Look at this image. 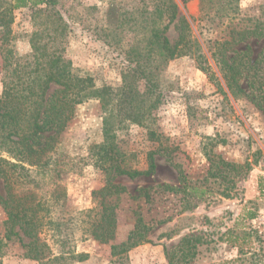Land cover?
I'll return each mask as SVG.
<instances>
[{
	"label": "rangeland",
	"instance_id": "374dc122",
	"mask_svg": "<svg viewBox=\"0 0 264 264\" xmlns=\"http://www.w3.org/2000/svg\"><path fill=\"white\" fill-rule=\"evenodd\" d=\"M53 1L69 26L60 46L73 67L95 75L99 83L120 87L127 63L123 52L141 37L134 29L136 25L129 26L136 22L134 17L142 2ZM174 2L178 16L190 21L191 32L207 59L204 61L211 65L210 73L193 55L169 60L157 72L155 93L146 98L148 104L156 102L150 116L142 123L127 117L115 128L113 142L124 162L132 168L146 169L147 153L154 151L156 170L135 178L113 176V182L125 186L127 192L112 199L117 204L120 225L111 243L126 239L134 219L141 214L151 227L150 242L129 251L131 264H169V254L189 235L201 238L194 264H264V59L255 73L254 89L249 87L246 71L240 84L247 95L233 94L208 46L211 38L225 31L227 21L202 19L200 0ZM5 4L0 0V7ZM239 6L241 18L264 16V0H239ZM117 10L127 12L133 21L119 19ZM31 12V8L14 10L10 39L4 45L0 39V93L5 71L2 49L8 46L23 56L31 51L30 37L36 28ZM117 18L123 26L115 30ZM2 34L0 26V38ZM167 35L172 43L178 40L175 23ZM247 46L251 47L250 58L255 60L264 48V37H248L235 49L245 50ZM105 114L100 100L79 104L56 148L60 183L66 187L67 200L53 213L60 225H55L53 236L49 234V243L56 253L73 249L87 254L74 264H112L111 243H99L85 232L100 210L93 190L102 187L107 178L95 164L99 146L105 141ZM212 152L238 164L249 162L250 168H229L225 180L221 176L217 179L208 173V154ZM180 171L189 184L206 193L199 197L196 193L163 190L164 185L182 186ZM140 188H148L149 197ZM224 188L228 195L222 194ZM0 193L6 195L3 180ZM6 218L0 205V238L5 234ZM10 246L11 242L3 264H39L25 257L19 244Z\"/></svg>",
	"mask_w": 264,
	"mask_h": 264
},
{
	"label": "trees",
	"instance_id": "16d2710c",
	"mask_svg": "<svg viewBox=\"0 0 264 264\" xmlns=\"http://www.w3.org/2000/svg\"><path fill=\"white\" fill-rule=\"evenodd\" d=\"M5 1L0 7L1 45L10 39L16 9L31 8L36 28L30 37L28 54L17 55L8 46L2 49L5 71L0 93V180L4 182L6 195L0 193V205L7 218L5 234L0 238V264H3L2 258L10 242L11 246L19 244L24 256L39 264H74L75 260L85 259L87 254L76 253L73 249L54 252L49 234L53 236L55 225H60L53 213L67 200L66 187L60 183L56 148L60 134L74 119L76 107L97 99L105 108V141L99 146L95 164L107 178L102 187L93 190L100 210L95 212L85 232L99 243L107 244L115 240L120 225L117 204L112 199L127 192L125 186L113 182V176L135 178L156 170L154 151L147 153L146 169L132 168L124 162L113 142L115 128L127 117L142 123L150 116L156 102L148 104L146 98L155 93L157 72L169 60L193 55L209 73L211 65L204 61L207 59L191 32L190 21L178 16L174 0H140L138 16L134 17L136 22L129 27L136 25L134 29L141 37L123 52L127 63L122 69L123 83L118 88L99 83L95 75L74 68L64 55L60 44L69 26L53 0ZM200 5L202 19L227 21L225 31L208 41L209 50L231 92L247 95L240 79L249 71L248 84L254 89V77L259 62L264 59V48L252 60L250 46L240 51L235 46L248 37H264V16L254 20L241 18L239 0H200ZM115 14L119 19L123 17L122 21H133L126 16L127 12L117 10ZM118 18L114 22L115 30L123 26V23L118 24ZM173 23L179 30V38L172 43L167 31ZM208 158V173L217 179L221 176L225 180L229 168L236 171L250 168L249 162L227 161L214 152L209 153ZM213 167L216 169L212 170ZM180 181V187L164 185L162 189L188 195L196 193L199 197L206 193L197 185L189 184L182 171ZM226 190L222 191L223 195H228ZM140 191L149 197L148 188H140ZM132 225L126 239L111 243L112 264H131L129 251L150 242L151 227L141 214H137ZM199 243L200 237L185 236L169 254V264H194Z\"/></svg>",
	"mask_w": 264,
	"mask_h": 264
}]
</instances>
